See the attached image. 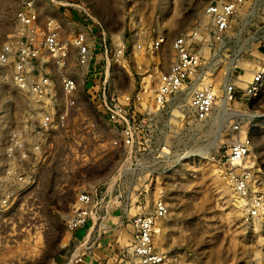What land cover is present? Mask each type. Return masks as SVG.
<instances>
[{"label": "rangeland", "instance_id": "374dc122", "mask_svg": "<svg viewBox=\"0 0 264 264\" xmlns=\"http://www.w3.org/2000/svg\"><path fill=\"white\" fill-rule=\"evenodd\" d=\"M21 1L0 0V53L21 32L15 14L28 0ZM220 1L36 0L39 25L49 17L65 21L73 13L69 5L75 4L97 17L112 35L123 36L127 53L116 62L115 78L121 90L134 94L146 80L152 82V94L159 74L173 61L174 40L195 32L208 42L207 82L215 90V109L208 123L192 124L190 129L189 122L183 127L180 121L187 116L189 95L174 98L166 116L165 139L178 152L192 154L160 173L148 190L137 189L141 181L133 180L135 189L115 192L112 203L97 208L100 219L92 218L74 232L66 222L75 210L80 186L101 182L108 173L101 171L103 166L80 171L71 162L64 166L58 147L56 157L40 170L23 207L0 214V264H119L132 232L131 223L121 214L131 217L145 212L159 192L168 206L155 233V243L166 254L164 264H264V92L256 100L242 98L247 82L264 65V56L258 52L264 37V0H246L231 18L225 38L218 41L205 29L211 20L204 9ZM160 36L164 42L156 50L153 44ZM229 84L236 86V99L226 100L223 107L220 100L228 99L225 87ZM29 105L17 88L13 65L0 61V170L8 136L22 123ZM235 120L244 121L254 134L245 164L250 171L246 196L234 190L229 172L236 168L217 156L226 149L227 130ZM160 128L152 122L146 135L155 139ZM118 166L114 163L112 170ZM237 197L246 203L240 205Z\"/></svg>", "mask_w": 264, "mask_h": 264}, {"label": "built area", "instance_id": "2783aa9c", "mask_svg": "<svg viewBox=\"0 0 264 264\" xmlns=\"http://www.w3.org/2000/svg\"><path fill=\"white\" fill-rule=\"evenodd\" d=\"M245 2L209 3L204 13L211 22L205 29L222 41L231 18ZM25 4L15 14L21 32L0 53L1 63L13 65L17 88L30 103L22 123L12 129L3 149L0 214H7L19 205L23 207L25 196L37 185L40 170L56 157L60 147L63 153L60 162L64 166L71 162L79 166L78 171L103 166L101 171L108 173L101 182L90 181L80 186L75 210L66 222L67 229L74 232L96 219L97 208L112 203L115 192L135 189L133 180L141 181L137 189L148 190L160 173L192 154L178 152L165 139L166 116L170 114L172 100L185 93L189 99L187 116H181L182 126L189 122L191 129L192 124L211 120L216 96L207 82L208 42L192 31L178 36L173 42V61L159 74L152 94L151 80L142 82L134 94L121 90L115 78L116 62L127 53L123 36L112 35L80 5H69L73 13L65 21L49 17L39 25L36 0ZM163 42L164 38L158 37L154 49H159ZM259 43L258 52L264 56V37ZM263 92L264 65L247 82L242 98L256 100ZM225 95L229 101L236 99L235 84L225 87ZM152 122L161 125L155 139L146 135ZM227 131L226 149L217 156L236 168H230L229 176L235 192L246 196L250 171L245 164L254 134L242 120L231 122ZM116 162L119 166L112 170ZM167 214V202L161 192L145 212L131 217L125 212L121 214L120 218L131 223L132 232L119 264L165 263L166 254L155 243V233L157 223Z\"/></svg>", "mask_w": 264, "mask_h": 264}, {"label": "bare ground", "instance_id": "6f19581e", "mask_svg": "<svg viewBox=\"0 0 264 264\" xmlns=\"http://www.w3.org/2000/svg\"><path fill=\"white\" fill-rule=\"evenodd\" d=\"M213 91L215 92V90H213ZM226 100H227V99H221V100H220V103H221V105H222L223 107L226 106ZM248 158H249V157H248ZM248 158H247V159H248ZM237 199H238V200H241V201L239 202L240 205H243V204L246 203V200L242 199L241 197H237ZM237 199H236V200H237Z\"/></svg>", "mask_w": 264, "mask_h": 264}]
</instances>
